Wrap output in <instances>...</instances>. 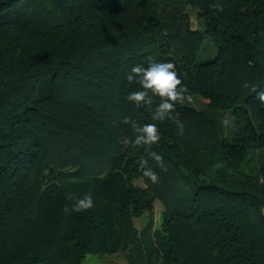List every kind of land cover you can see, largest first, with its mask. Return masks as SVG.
I'll list each match as a JSON object with an SVG mask.
<instances>
[{
  "label": "trees",
  "instance_id": "1",
  "mask_svg": "<svg viewBox=\"0 0 264 264\" xmlns=\"http://www.w3.org/2000/svg\"><path fill=\"white\" fill-rule=\"evenodd\" d=\"M149 57L189 90L183 135L127 100ZM261 88L264 0H0V264H264Z\"/></svg>",
  "mask_w": 264,
  "mask_h": 264
},
{
  "label": "clouds",
  "instance_id": "2",
  "mask_svg": "<svg viewBox=\"0 0 264 264\" xmlns=\"http://www.w3.org/2000/svg\"><path fill=\"white\" fill-rule=\"evenodd\" d=\"M211 7L220 10L222 6L217 3L211 5ZM180 76L181 74L177 71L174 62H162L155 57H149L146 67L142 64H137L130 69L127 80L129 83H137L139 90L130 92L127 100L137 108L155 104L152 119L159 122L171 120L177 126L179 133L183 135L185 126L179 119L180 114L176 111V106L191 100V95ZM248 86L247 83L243 85L245 88ZM254 91L257 99L264 102V88L254 89ZM156 98L159 99V103H156ZM121 123L130 125L134 134V140L130 141L128 138H125L122 142L124 144L132 143L134 147H142L147 157L153 159L162 170L166 171L163 157L152 150L153 146L158 145L161 139L157 124H139L127 116L124 117ZM140 167L145 177L153 183L158 182V174L148 167L147 158L141 157ZM92 207H94V200L88 194L73 204L72 211H87ZM65 210L67 211V208Z\"/></svg>",
  "mask_w": 264,
  "mask_h": 264
},
{
  "label": "rangeland",
  "instance_id": "3",
  "mask_svg": "<svg viewBox=\"0 0 264 264\" xmlns=\"http://www.w3.org/2000/svg\"><path fill=\"white\" fill-rule=\"evenodd\" d=\"M189 15V20L191 22V27L193 30L197 29V20H196V10H190L188 12ZM210 57V56H209ZM208 56H204L203 58H200V60H205L209 58ZM226 122H228L230 120V117L227 115L225 117ZM160 211H161V206L160 204L156 203L155 205V213H154V220L156 222V227H158L159 223H160ZM145 224V219H142L141 221H137L136 225L138 226L137 228H141L143 227V225ZM86 264H124L123 261L119 258H115L112 260H108L107 262H99V263H94V261H90V262H86Z\"/></svg>",
  "mask_w": 264,
  "mask_h": 264
}]
</instances>
